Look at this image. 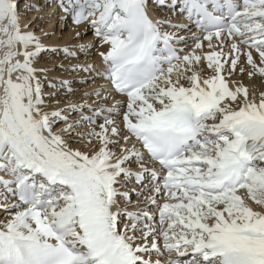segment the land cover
<instances>
[{
	"label": "snow or ice",
	"instance_id": "snow-or-ice-1",
	"mask_svg": "<svg viewBox=\"0 0 264 264\" xmlns=\"http://www.w3.org/2000/svg\"><path fill=\"white\" fill-rule=\"evenodd\" d=\"M47 4L94 39L0 0V264H264V0Z\"/></svg>",
	"mask_w": 264,
	"mask_h": 264
},
{
	"label": "rangeland",
	"instance_id": "rangeland-1",
	"mask_svg": "<svg viewBox=\"0 0 264 264\" xmlns=\"http://www.w3.org/2000/svg\"><path fill=\"white\" fill-rule=\"evenodd\" d=\"M19 2H20V4H21V14L23 15V16H29V14H30V12H37V9L35 8V7H33V8H28L27 7V5H29V4H32V5H39L40 6V8H39V11H38V13H36L35 14V16H33L31 19H29V21H32V20H34V25H32L33 26V28H36V23H37V25H41V24H45V26L47 27V24L49 23V22H51L50 20H48V19H50L51 17H52V13H49L48 15H46V17H42L41 19H34V18H36V17H38L39 16V18L41 17V15H40V12L41 11H44L45 9H49L50 10V6L47 4V0H19ZM27 4H26V3ZM25 4V5H24ZM23 5V6H22ZM55 4H52L51 5V8H52V6H54ZM24 7H25V9H24ZM55 7V6H54ZM53 7V8H54ZM156 10H158L159 11V8H155ZM53 10V9H52ZM51 10V11H52ZM161 11V13L163 12V10H160ZM164 15H166V13L164 14ZM163 15V16H164ZM179 17L180 16H178V19H176V22H183V20H179ZM71 19V18H70ZM69 18L68 19H66V22H65V20L63 21V28H61L60 29V32H61V34H66L67 32H69V31H71L72 29H70V22H71V20H70ZM28 21V22H29ZM69 22V23H68ZM67 23V24H66ZM50 24V23H49ZM69 24V25H68ZM65 25V26H64ZM59 26H60V23L58 22V21H56L55 22V27H54V29L52 30L53 32H57L58 30L57 29H59ZM36 30H38V29H36ZM73 32L71 33V34H74V32H75V30H78L77 29V26L75 25V28H73ZM193 31V30H192ZM183 33H184V35H188V33L187 32H182L181 34L183 35ZM61 34H59V37H62V35ZM72 35H70L69 36V38L71 37ZM89 36H90V38H89ZM94 39V37H93V35H92V33H91V30L89 29L88 30V33L87 34H85V35H83L82 36V38L81 39H79V40H77V42L79 43V44H85V43H88V42H90V41H92ZM76 45V44H75ZM63 56H64V54L63 53H60L58 56L57 55H55V54H52V53H49V52H43L42 54H41V56L39 57V60H38V63L39 62H41V61H43L41 64H38L37 63V67H47V66H50V61H52V60H63ZM78 59H79V61L80 62H84L86 59L89 61V62H91V61H95L96 63H97V65H99V57L96 55V51H95V49H93V50H90L89 52H88V54H87V57L81 52L80 54H79V57H78ZM45 60V61H44ZM68 61L67 60H65L64 61V63H67ZM73 62H76V60H75V58H73ZM55 73L56 74H59L60 76H63L64 78H68V79H71L72 77H76L77 79H79V77H81V76H86V75H88L87 73H83V72H80V73H77V72H65L64 70H62V69H56L55 70ZM260 83H261V81L260 80H258ZM245 83H249V81H248V79L245 77ZM256 84V83H255ZM45 91L47 92V91H51V89H49L48 88V86H47V83H45ZM73 87H75V88H77V89H80L82 86L80 85V84H78V83H74L73 84ZM77 99H79V94H77ZM87 99V98H86ZM91 100H95L96 99V97H91L90 98ZM109 104H111L112 103V101H109L108 102ZM136 165H132V167H135ZM133 184H135V181H134V183ZM137 197L135 196V194H133L132 195V199H133V201H134V199H136ZM140 199H143L142 197H140ZM152 213H156V208H154L153 209V211H151ZM157 220H158V216H157ZM161 243H162V241H161Z\"/></svg>",
	"mask_w": 264,
	"mask_h": 264
},
{
	"label": "bare ground",
	"instance_id": "bare-ground-1",
	"mask_svg": "<svg viewBox=\"0 0 264 264\" xmlns=\"http://www.w3.org/2000/svg\"><path fill=\"white\" fill-rule=\"evenodd\" d=\"M26 3V2H25ZM27 4V3H26ZM25 5V4H24ZM23 6V5H22ZM55 6V5H54ZM54 6H52V8H51V6H50V10L49 9H45L44 11H41L40 12V15H41V17L39 18V19H41L42 17H46V15H48L49 13H52V17L50 18V19H48V20H50L51 22H49L48 24H47V27L45 26V24H41L40 25V27H43V28H45L46 30H53L54 29V27H55V22L56 21H58L59 23H60V26H59V29H57L58 31L57 32H55V35L51 38V42H56V43H64L65 42V40H67L69 43H71V44H73V45H75V44H79L80 42V40L77 42V40H70L69 39V36L70 35H73V34H71L74 30H73V28H75V25L73 24V22H72V20H71V22H70V29H72L71 31H69V32H67L66 34H61V32H60V29L61 28H63L62 26H63V21H64V19H61V13H60V11H59V9L58 8H56V7H54ZM54 7V8H53ZM156 7L153 5V8H152V11H153V15L154 16H163L165 13H166V15H171V13H168V11L166 10V9H159V11L158 10H156L155 9ZM20 9H21V4H20ZM24 9H25V7H24ZM53 9V10H52ZM52 10V11H51ZM160 10H163V12L161 13V11ZM21 11V10H20ZM36 13H38V10H37V12H30V14H29V16H23V19H24V22L25 23H28V21H29V19H31L33 16H35V14ZM178 16H179V14L177 13L176 14V19H178ZM179 20H183V17H179ZM65 22H66V20H65ZM184 22V21H183ZM69 23V22H68ZM67 24V23H66ZM34 25V24H33ZM36 26H37V23L35 24ZM69 25V24H68ZM65 26V25H64ZM192 30L195 32V31H198L195 27H193L192 28ZM38 31V30H37ZM76 31V30H75ZM59 34H61L62 35V37L64 38V39H61V37H59ZM183 35H184V33H183ZM89 38H90V36H89ZM45 61V60H44ZM43 61H41V62H39L38 64H41ZM254 83H256V85L257 86H259V84H260V82L258 81V80H256ZM117 99H120V97H116ZM136 167V166H135ZM135 167H133V168H135ZM148 179H150V177L148 178ZM148 181L146 180L145 181V183H147ZM133 183H134V181H133ZM143 198V197H142ZM137 199V198H136ZM136 199H134V202L136 201ZM133 200V199H132ZM142 200V199H141ZM155 208V206H152V205H149L148 206V210L149 211H153V209ZM3 213H0V219H2L3 218Z\"/></svg>",
	"mask_w": 264,
	"mask_h": 264
}]
</instances>
